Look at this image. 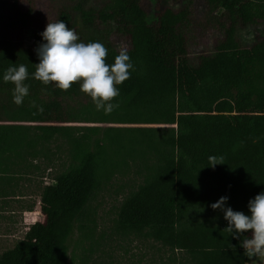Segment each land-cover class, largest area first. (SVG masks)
<instances>
[{
  "label": "trees",
  "instance_id": "obj_1",
  "mask_svg": "<svg viewBox=\"0 0 264 264\" xmlns=\"http://www.w3.org/2000/svg\"><path fill=\"white\" fill-rule=\"evenodd\" d=\"M203 3L205 21L221 35L190 56L192 0L154 9L142 0H61L53 22H65L82 42H101L106 63L128 50L135 70L118 85L109 114L77 82L61 90L30 75L17 105L13 84L0 78V189L17 184L15 174L36 159L51 162L62 151L67 158L41 188L40 218L0 264H67V241L76 229L90 231L97 193L130 172L138 185L118 206L120 232L180 251L181 264L252 261L210 204L228 196L233 210L247 213L249 198L264 190V0ZM37 10V0H0V77L10 65L35 71L37 54L22 30ZM76 18L83 28L73 26ZM251 27L260 31L240 39L238 31ZM210 155L222 163L207 166Z\"/></svg>",
  "mask_w": 264,
  "mask_h": 264
},
{
  "label": "rangeland",
  "instance_id": "obj_2",
  "mask_svg": "<svg viewBox=\"0 0 264 264\" xmlns=\"http://www.w3.org/2000/svg\"><path fill=\"white\" fill-rule=\"evenodd\" d=\"M96 3L98 0H89ZM188 49L190 56L208 51L220 37L215 26L204 19L203 0H192ZM146 7L179 5V0H142ZM61 0H37V12L32 23L22 30V42L36 53L37 42L33 34L53 22L56 7ZM73 26L83 28L78 18ZM254 28V27H253ZM253 28L238 31L240 39H252ZM252 29V30H251ZM260 31V27L254 28ZM121 44L120 38H114ZM46 158L36 159L28 170L15 174L17 184H8L0 189V254L12 248L25 234L27 228L40 218L36 209L42 186L53 184V176L66 164V154L62 151ZM50 163V164H48ZM131 172L105 184L97 193L90 206L91 221L87 222L90 231L74 230L67 241V264H181L184 262L180 251L170 250L160 242L144 234L134 235L120 232L115 225L118 206L121 200L138 184H130ZM86 232V234H85Z\"/></svg>",
  "mask_w": 264,
  "mask_h": 264
},
{
  "label": "clouds",
  "instance_id": "obj_3",
  "mask_svg": "<svg viewBox=\"0 0 264 264\" xmlns=\"http://www.w3.org/2000/svg\"><path fill=\"white\" fill-rule=\"evenodd\" d=\"M39 35L42 42L36 48L39 62L35 63V71L29 74L23 64L10 65L0 77L3 82L13 84L12 100L15 104H22L28 96L29 87L24 82L31 75L43 85L54 83L61 90H67L77 82L96 110L105 114L118 106L113 103V99L119 96L118 85L135 70L126 48H121L114 62L108 64L105 62L108 49L101 42L80 41L74 29L59 19L48 22ZM217 163L222 162L210 155L206 165L214 168ZM228 199V196H221L210 207L223 213L226 230L244 253L249 257L264 256V190L249 198L247 213L233 210Z\"/></svg>",
  "mask_w": 264,
  "mask_h": 264
},
{
  "label": "crops",
  "instance_id": "obj_4",
  "mask_svg": "<svg viewBox=\"0 0 264 264\" xmlns=\"http://www.w3.org/2000/svg\"><path fill=\"white\" fill-rule=\"evenodd\" d=\"M248 264H264V256H260V257L253 256L252 261Z\"/></svg>",
  "mask_w": 264,
  "mask_h": 264
}]
</instances>
